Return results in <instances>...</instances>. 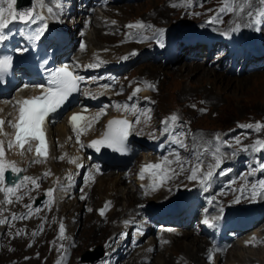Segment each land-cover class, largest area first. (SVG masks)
<instances>
[{"label": "rangeland", "instance_id": "1", "mask_svg": "<svg viewBox=\"0 0 264 264\" xmlns=\"http://www.w3.org/2000/svg\"><path fill=\"white\" fill-rule=\"evenodd\" d=\"M147 2H152V3L158 2L160 3L159 4L160 8L159 6H153L149 10L144 9L143 11L138 13L130 12L131 14L129 18H124V17L121 18L119 13L113 9H111L112 11L111 13H114L113 15L115 17H111L107 15L108 11L105 12L106 13L105 15L102 14L97 15L98 17L104 20L107 18L111 24L112 23L118 24L119 28H117L115 32L113 33L111 32V34L109 33L110 37H112L113 40L111 44L107 43V45L114 46L115 44H117V42H119V39L114 35L119 34V32H122L123 29H127L128 25H136V23L140 19L151 21L150 23L153 24L154 29H157L159 27L167 29L166 27L170 25H173L171 26L172 28L174 26L175 27L184 26V27H191V28H187L189 34H191L203 30L202 27H204L205 29L209 28V30L216 32L217 36L218 35L221 36V34H225L226 37H229L232 32H236V31H242L246 33L247 30L245 27L249 25L248 21L251 18H253L251 26H254L253 28L254 30L248 33L250 36V40L255 41L256 39H260L264 41V23L262 25L261 22L260 24L258 23V20L264 21V3H261V0H144L143 2L137 4H145ZM125 4H129V3H120V5L118 6H110V7L117 8ZM3 7L7 8V6H3ZM241 8H243V11H240ZM167 12H169L167 19L163 20V17L167 14ZM241 14L243 16H241ZM92 16L94 15H91L90 17ZM166 20H168L169 22ZM119 23H121V25H119ZM208 23H210V25H208ZM81 26L83 27V24ZM98 30H101L104 36L108 35V30L105 29V26H103L102 24L96 25V27H94V33L89 34L87 38L89 43V52L110 49L109 46L106 47L105 45H101L97 41ZM233 36L234 35H231V37ZM243 38L244 39L242 40V44L244 45L242 46V53H244V49H249V46L251 45L250 42H248L250 40H248L247 36ZM221 45H223L224 50L227 52V46L225 45V42L221 43ZM117 49L118 48H116V51H118L120 54H123L125 52V50L123 51ZM129 50H132V47H130ZM181 54H179L178 56L180 57ZM188 57L189 56L178 60H176L177 59L176 58L175 60L168 62L172 63L170 65L171 67L174 66L179 67L181 66V64L186 62H195L204 65L206 64L209 68H214L215 65H217L215 67L216 71L221 75H225L224 77H226L229 82L228 81L215 82L214 77L210 76L209 77L210 79L209 78L203 79V82L201 84H198L197 86L193 87L191 86V82L195 81V79L197 78L194 75L188 76L187 78V76L185 77L180 72L174 71L172 76L162 75V77L158 79L155 73L152 72L150 69H147L146 71H143L142 69L144 67H149L147 65L161 66L164 65V63H160V62L144 63V64L142 63V65L135 66L132 69V74L130 75V77H128V79H131V77L133 78L136 76H146L149 77L150 79H155V80L158 79L157 80L159 83L158 92H156V94L154 95V97L158 101L156 108V116H155L156 120L161 121L163 118L168 117L169 121L177 123V125L182 126L185 129V131H187V134H189L187 139V148L188 150L192 151V154L194 153V149L196 146L195 140H192V135L196 130H202V129L209 131V136L207 135H202V136L211 138L212 141L216 144L221 143V139H222L221 135L223 134L228 135L229 133H231L232 135L233 130L239 129L244 133L241 134L237 133L234 136H232L233 141L235 143L244 147H251V148L258 147V150L264 148V112H263L264 70L255 71L257 74L254 75V77H250L245 73L244 75L237 76L236 74L225 73V71H222L220 69L222 63H218L220 61L218 59L215 58L212 59L215 65H211V63L207 64L202 61L193 60V58L191 57L189 58H191L192 60H187ZM164 66L166 67V65ZM183 71L184 70L182 69V72ZM208 92H212V93L208 94ZM173 115L177 116L176 121L171 120V117ZM231 135L229 136L230 141H231ZM233 148L235 150H238L236 145H234ZM226 149L229 150V148L225 147L223 151H225ZM228 153H230V150ZM232 153H231V158L228 159L227 161H230L231 159L235 161V159L239 157V156L233 157ZM219 156H221V154L217 152V157ZM128 164H129L128 167L131 168L134 167L135 162L130 161ZM115 172L118 171L112 169H106L104 174H102L101 176L105 177L107 176V174L110 173L115 174ZM252 172L261 174V172H264V165L262 164H260L259 166L255 165ZM130 174L131 173H129L128 175ZM246 177L250 178L249 175ZM191 181L193 182L194 179H191ZM249 181L251 182V180ZM249 181L247 182L250 183ZM247 182L245 184L243 182L238 187V191H241L239 194V198L244 200V198L241 196L247 195L246 198L248 197L247 198L249 200L248 202H250V200L254 199L255 197H253V195L251 194L248 195L249 189L248 188L245 189ZM262 190H264V188L260 189L259 191L262 192ZM222 194L223 193H221V195ZM255 196H259V195H255ZM95 199H97V197H95ZM257 203L258 201H256L254 204ZM86 206L87 205L84 206L83 210L79 209L77 211L76 218L72 219V223H75L76 225V229L73 233V238L74 241H76L77 246L74 250V260L71 262V264H76V259L79 260L82 257H92L96 255V253L100 248H103V245L105 244L106 240L112 235L111 229H114L116 227L115 224H117V221L119 220L115 218V215L121 212L122 210L121 206L116 205L117 206L116 211L114 210V214L110 216L111 220L108 221L102 219L101 221H99V218L96 213L98 207H93L91 209H88L86 208ZM260 218L262 220L264 218V214ZM68 221L69 220L67 219L66 221L67 223L65 222L64 225L67 224L69 225ZM95 225H97L98 227H100V229H102V231H99L97 229L96 233H94L96 240L95 238L92 237V234L90 236V234L87 232V230L91 229V227ZM36 226L37 224L35 223L33 228H36ZM125 228L122 229L120 233L124 232ZM84 229H86L84 234L85 236L79 237L80 235L79 233L82 232ZM105 229L108 230L103 232V230ZM187 229L190 230L192 228L190 229L187 228ZM195 230L196 228H194V231ZM14 231L15 228L9 231L8 236L6 237V225H5L3 231L0 233V264H30V263L51 264L50 262L53 260V257H51V255L55 254L54 249H49L47 246L45 248L39 249L38 246L35 247L36 242H34L33 248L29 249L27 240H23V239L17 240L18 238L17 236L19 235V232L13 234ZM263 232H264V228H263ZM86 233H88V235ZM149 234L150 235L148 236V239L154 236L153 234H151V231H149ZM12 236H15L13 240H11ZM136 238L137 237L134 238L132 245L136 244ZM148 239H146V241L144 240V246L135 245L136 247L134 248L137 247L145 248L148 245V241H149ZM129 241L130 240L127 241L122 240L118 243H116V241L114 242L115 243L114 252H117L119 254L115 264H136L137 262H139V260H137L133 263V259H131L126 263V259L127 258L130 259L131 255L133 254V253L129 254L126 251V247L128 246ZM263 243H264L263 239H258V244L262 245ZM16 247H18L19 250H16ZM103 252L105 253V250ZM36 254H38V256ZM27 257H31V259L26 260ZM21 260L24 261L22 262ZM143 261L146 262V264L150 263L149 260L144 259Z\"/></svg>", "mask_w": 264, "mask_h": 264}, {"label": "bare ground", "instance_id": "2", "mask_svg": "<svg viewBox=\"0 0 264 264\" xmlns=\"http://www.w3.org/2000/svg\"><path fill=\"white\" fill-rule=\"evenodd\" d=\"M35 1H36L37 7L41 8V5L39 4L40 0H35ZM159 4L160 3H158V2H155V3L147 2L145 4H137V3L136 4H125V5H122V6L117 7V8L110 7L109 11L107 12V15H109L111 17H115L113 15L114 13H111L112 12L111 9H113L119 13L121 18L122 17L129 18L130 14H131L130 12L138 13V12L143 11L144 9L149 10L153 6H159ZM3 6H7L6 3H3L1 5V2H0V7H3ZM159 8H160V6H159ZM168 14H169V12H167V14L163 17V20L167 19ZM241 16H243V15L241 14ZM253 16H254V14H253ZM252 19L253 18H251L248 21L249 25H247L246 27L243 26L246 28L247 34L254 30L253 29L254 26H251L252 25ZM91 20L93 21L92 26L96 27V25L102 24L103 26H105V29L108 30L107 36H104L101 30L97 31V35H98L97 41L99 42V44H101V45H105L107 43L111 44L113 38L110 37L109 33L111 34V32L112 33L115 32L117 30V28H119V27L118 26L111 27L112 25L108 26V22L103 21L104 19H101L98 16L97 17L92 16ZM166 21H168V20H166ZM260 22H261V25L264 23L263 20H261V21L258 20L259 24H260ZM82 24H84V23L82 22ZM119 25H121V23H119ZM171 26H173V25H170L166 28H169ZM169 30H167V32ZM171 30H174V29H171ZM244 33L245 32H242V31H236L235 32V34L237 36L242 35ZM229 34H230V32H229ZM230 38H231V36H230ZM129 48L130 47H124V48L119 49V50H123V51L125 50L124 54H127V53H130V51H131V50H129ZM143 49H145V48H143ZM93 53H94L93 51H90L88 53V57H90L91 54H93ZM187 56H188V51H185L180 55V57L178 56L176 60L181 59V58L183 59ZM107 57L109 59H111L109 57V55ZM159 62L163 63L162 60H159ZM171 64L172 63H170V62H167V64L164 63V65H166V67L164 65H161V66L147 65L149 67H144L142 69H143V71L150 69L152 72L155 73V75L158 77V79H160V77H162V75L172 76L174 71L180 72L185 77L187 76V78H188V76L194 75L197 78L195 79V81L191 82V86H193V87L197 86L198 84H201L203 82V79L209 78L210 76L214 77L215 82L228 81V79L226 77H224L225 75H221L216 71L215 67L209 68L206 64L204 65V64H198L195 62H186V63L181 64V66H179V67L178 66L171 67L170 66ZM168 69H170V70H168ZM182 69L184 70L183 71L184 73L182 72ZM260 72H262V71H260ZM256 74L257 73L254 71V72H251L247 75L250 77H254V75H256ZM210 93H212V92H208V94H210ZM263 112H264V109H263ZM153 124L154 123H152V126H153ZM51 134H52V139L54 141L57 140V142L55 141V145L58 144L63 148H61V149L54 148L53 157L48 162H39L37 160H32L29 171H26V167H27L29 158L28 157H26L24 159L19 158L18 163L15 165V167L19 170H23L24 175H25L24 177H29L30 179H28L26 181L24 179H22L19 182V184L16 185V187H14L12 193H15V197H19L20 204L18 205V210L21 211V210H24L27 207V205L30 204L32 196L37 195V194H43V190H44L46 192L45 197H47V199H46L47 205L54 206V207L59 206V208L61 209L60 216L67 218L69 220L68 221L69 226H70L69 227L70 228L69 229V235L72 237H73V233L76 229V225H75V223H72V219L76 218L77 211L79 209L83 210L85 205H87L86 207L88 209H91L93 207H98L96 210L97 211L96 213H98L99 210L102 208L108 209L109 214H106V216H109L110 220H111L110 216L114 214V210L116 211V207L121 206V208H122L121 212H119L118 214L115 215V218L119 219V220L118 221L116 220L117 221V224H115L116 227L114 229H111L112 235L109 237V238H115L116 235H118L120 233V231L125 228L123 220L133 216L132 211H134V214H136L138 211L147 212V210H148L147 207L139 209V206H141V205L147 206L146 204L160 205V203H158L157 201L163 200V199H166L168 202L169 201L171 202V201L177 200L178 198L186 195L188 192H190L196 188L197 182L196 181L192 182L190 179L193 172L192 173L189 172L188 177H187L188 179L181 184L179 183L176 186L174 185L175 180H170L168 184H163L160 181L154 182V183L158 184V188H156V189L153 188V186H152V185H154V183L149 184V186L146 187V192H147V195L149 198H148V200H143L144 197H143V195L140 196V191L138 189V185L146 186V182L145 181L142 182V181L137 180L140 183L139 184L136 181L135 177L127 176L124 178L123 171H119V172H115V174H112V173L107 174V176H105V177L100 176L96 182L95 187L90 186V187L86 188L84 193L76 194V196L73 197L72 199L68 198L67 193L63 189V187H64V185H66L67 179H68V171L67 170H69V169L72 170L73 166H71L68 163V156L67 155L65 156V158L63 159L62 162L57 161L58 156L63 157V154L65 152L70 153L72 150L75 149V145H73L72 141H71V131H70L69 126L67 125L65 119H62L60 122H58L52 128ZM0 145H1V143H0ZM217 152L220 153L221 156L217 157V154L215 156V154L209 153V154H206L204 156V161L208 162L211 166H214L216 161H218V163H224L225 161H227L228 159L231 158V153L224 152V154H223V152H221V151H217ZM14 157H17V155L15 154L11 158H14ZM11 158L5 156L3 160H0L5 165L8 166V167H6V170L11 169V166L13 165L10 162ZM148 159L153 160V157H149ZM215 166H217V165H215ZM132 168L133 167L129 168V171L127 173H129ZM204 170H207L208 173H212L213 167H210L206 164L204 167L198 166L197 169L193 170V171H195V175H196V178L194 180L199 179V177L201 176V174ZM215 170H217V169H215ZM261 174H264V172H261ZM209 176H210V178L213 177L212 174ZM126 179H127V182H126ZM33 180H35V184L32 183ZM261 181H264V178H261V180L259 179L258 181L251 182V183L247 182V185L245 187V189L246 188L249 189L248 195L251 194V195H253V197H255L254 199L250 200V202H248V205L254 204L256 201H258V203L255 204L258 207L256 209H252L250 207H247L244 211H237L235 213V216H237V217H242V214L244 215L243 216L244 219L240 220L239 224L245 223V224L249 225V228L245 232L238 234V236L240 237L238 242H233V244L230 245L228 248H214V247H211L210 244H208L205 240L202 241V239H200L201 237H199V233H202V231L204 234L205 223L203 224V228H201L200 231L199 230H195V231L194 230L193 231L188 230L187 228L190 226L187 225V226L182 227L179 230H177V233H179V234L163 233L161 236V239L155 237V235L159 234V232H155L153 234L154 236L151 235L153 237L148 239L149 240L148 245L145 248H142V247L134 248V247H136L135 246L136 244L133 245V248H132L131 247L132 244L130 245V243H129L128 246L126 247V251L129 254H131V253H133V254L131 255L130 259H128V258L126 259V263L128 261H130L131 259H133V263L135 261L139 260V262H137L136 264H146V262L143 261L145 259V260L150 261L149 264H264V243L262 245L258 244V239H263V242H264V232H263L264 218L262 220L260 218L264 214V194L259 191L260 187H257ZM245 183L246 182H244V184ZM28 185H31L30 188L31 189L34 188V190L27 191ZM171 188H172V192L168 193V190ZM49 191L52 192L51 196L48 195ZM212 191H213L212 189H210V190L206 189L205 191L201 190V192H205V193L209 192V194H212ZM240 192L241 191H238L239 194H240ZM85 194H88L87 199L85 201H81L80 200L81 196H83ZM53 195L56 196L57 200L54 202L48 201V200H51ZM223 195L224 194H222L221 197ZM255 195H259V196H255ZM94 196L97 197V199H95ZM234 203H245V201L238 197L237 199H235ZM99 205H100V207H99ZM248 205H246V206H248ZM212 207L217 208V205L214 203ZM56 209H57V207H56ZM86 213H87V211H86ZM97 216H98V214H97ZM100 216H102V215H100ZM222 216H223V214L221 215L217 212L212 214V218H214L215 220L219 219ZM232 217H233L232 214L224 215L225 221L228 224L231 223ZM98 218H99V221L102 220L101 217L98 216ZM256 218H260V219L258 221H256L255 223H253L252 221ZM65 222L66 221H64L63 224H65ZM132 222H134V219L132 220ZM135 222H139V220H135ZM97 225H99V224H97ZM97 225H95V226L91 227V229L87 230V232L90 234V236L92 234V237L95 238V240H96V237H95L94 233H96L97 229L99 231H102V229H100V227H98ZM129 228H130V231H129V236H130L131 233L133 232L134 228L130 224L129 226H127L125 228V230H128ZM144 229L151 231L148 227H144ZM85 230L86 229H84L82 232L79 233L80 234L79 237L85 236L84 235ZM107 230L108 229H105V230H103V232L107 231ZM259 231H262V232H259ZM88 233H86V234L88 235ZM51 237L52 236H50V235L41 236L39 239H37L35 241L36 242L35 247L38 246L39 249H41V248H45L47 246L49 249H54V246L52 245V243L50 241ZM87 237H89V236H87ZM146 237H148V236L146 235L143 238V240ZM78 241H79V239H78ZM82 245H83V243H82ZM153 248H154V251L152 253L151 250ZM114 249H115V245L113 247V250ZM36 255L38 256V254H36ZM36 255H34V256H36ZM50 255H51V253H50ZM52 262L53 261H51L50 263H52ZM33 263H35V262H33Z\"/></svg>", "mask_w": 264, "mask_h": 264}, {"label": "snow or ice", "instance_id": "3", "mask_svg": "<svg viewBox=\"0 0 264 264\" xmlns=\"http://www.w3.org/2000/svg\"><path fill=\"white\" fill-rule=\"evenodd\" d=\"M0 2L7 4V8L0 7V41H3L7 37V32L4 30L9 29L10 31V20L8 18H10L12 21L28 23L30 22L28 17H31L32 13L30 11H18L14 7L17 3V0H0ZM261 3H264V0H261ZM240 11H243V8H241ZM5 13H7L8 18H5ZM46 27V25L40 27L38 30V35L35 36L34 39H39ZM128 27L143 28L144 25L136 24L128 25ZM81 47H83V45H81ZM21 51H23V49H21ZM11 66L12 61L10 57L0 58V75L6 74ZM82 79V77L74 75L73 72L69 71L68 66L65 65L51 73V78L49 80V85L51 86L47 89L46 95H41L40 97L31 100L25 99L23 101V104L20 106L19 123L14 126L16 128V142L21 149L24 148L25 141L34 139L40 142V146L36 149L37 155H47V149L45 146V133L42 131V125L44 124L46 117H48L51 113H55L68 98V96L78 90V82ZM25 87L29 86L26 85ZM136 91L139 92L140 89H136ZM83 119V116L74 114L70 118V123L73 125L74 129H78L79 122ZM171 120L176 121L177 116L173 115ZM3 124L4 121H0V125ZM130 127V123L127 120H112L108 123L107 131L103 134V138L93 141L91 146L96 147L97 150H99L100 146H107L112 148L114 151L124 152L127 148L126 141L130 135ZM77 139H79V136ZM11 146L12 145H9V148ZM181 146L183 147V145ZM30 150L31 149H29V151ZM3 156L4 150L2 147H0V157ZM177 162H179L178 158ZM165 163H171V161H167L165 158ZM6 167L8 166L0 161V183L5 182ZM161 167L162 166L160 164L148 165L146 166L145 170L148 168L160 169ZM181 170H183V168H181ZM11 171L16 173L20 170L17 169L15 165H12ZM209 175H211V173H209ZM141 178H143V176H141ZM195 178V171H193L190 179ZM23 179L28 180L30 178L23 177ZM32 183L35 184V180H33ZM260 183L261 185H264V181H261ZM14 187H16V185L7 187L6 191L11 193L13 192ZM48 195L51 196L52 192L49 191ZM101 215H103V212H101ZM204 223L208 224L209 222L208 220H205ZM60 231L61 234H63V225H61Z\"/></svg>", "mask_w": 264, "mask_h": 264}, {"label": "water", "instance_id": "4", "mask_svg": "<svg viewBox=\"0 0 264 264\" xmlns=\"http://www.w3.org/2000/svg\"><path fill=\"white\" fill-rule=\"evenodd\" d=\"M23 1H24V2H29V3H30V0H20V5L23 4ZM102 256H103V251H102V249L100 248V249L98 250V252L96 253V255H95V257H94L93 259H92V258L90 259V258L86 257V258H84L83 262H94V261H96V260L101 259Z\"/></svg>", "mask_w": 264, "mask_h": 264}]
</instances>
